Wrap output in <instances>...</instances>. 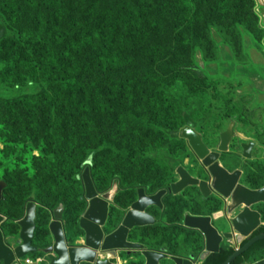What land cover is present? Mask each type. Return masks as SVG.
Returning a JSON list of instances; mask_svg holds the SVG:
<instances>
[{
    "label": "rangeland",
    "instance_id": "374dc122",
    "mask_svg": "<svg viewBox=\"0 0 264 264\" xmlns=\"http://www.w3.org/2000/svg\"><path fill=\"white\" fill-rule=\"evenodd\" d=\"M133 1L100 0V14L105 11L115 14L116 10L126 7ZM2 3L3 5L0 4V35H2L0 48L7 49L9 52L13 49L18 50L17 54L11 57H6L5 55L9 54L6 52H0V56L7 59L4 62H13L15 56L18 55L21 57L18 62L21 66L19 72L12 71L10 77L4 82L0 81V85H2L0 88V183L3 182L7 185L0 203V213L9 219L3 225L6 241L13 248L20 245L22 228L19 222L25 217L26 207L29 203L23 196L24 188L11 183L14 180L18 182L31 181L29 185L32 188L38 185L36 188L39 199L36 200L38 212L35 240L37 247L46 250L53 246L55 241L50 225L54 219V211L62 205L65 207L64 222L68 241L72 245H81L85 243L86 234L80 226V221L89 208L82 180L87 167L82 165L78 168L73 162L74 157L70 154L69 159L64 162L67 164L65 169L70 173L63 180L72 175L71 180L63 187H61L62 183L58 188L47 189V187L39 186L38 182L43 176H53L56 172L54 167L51 169L50 166L57 163L56 167L60 168L62 164L59 163L62 152L59 146L62 141L59 140L58 134H53L54 139L51 142L43 138L46 135L47 126L55 121V106L51 101L48 104L37 103L40 99H50L46 85L31 82L17 86L14 84L17 77L26 75L33 68L35 69L36 65L29 55L28 50L32 49L19 50L21 48L13 42V39L18 38L23 41L28 35L37 39L38 35L35 32L38 30L36 27L40 22L49 20L52 14L50 16L47 11L41 8V0H3ZM256 11L261 18L264 31V0H256ZM263 35L256 39L249 33L242 32L244 57L241 55V59V57L238 58L236 49H233L218 32L213 31L212 40L216 45L219 61L209 62L201 50H196L193 57V63L206 73L205 80H199L189 72L177 71L173 65L176 63V58L181 56L177 55L176 57L175 52H171L172 49H145V52H141V54L144 53V56L139 54V60L133 61L137 65L132 66V63H129L127 69H131V71L126 73V77L129 78L124 84L132 92V95L137 97L138 105L135 107L137 108L135 115H140L142 121L139 123L138 130L143 135L149 134L144 142L149 143L150 148L143 152L144 158L139 159L138 168L127 169V172H124L119 178L110 177L108 171L112 166L111 160L116 159L117 155L123 154V158H128L129 150L133 144L129 143L126 135H118L125 138L123 143L109 141L105 146V152L99 154V157L107 154L106 158L111 160L100 167L102 173L97 186L98 191L105 193L117 182L121 185V190L111 205L109 221L105 228L108 234L122 224L128 210L138 200L139 188L131 187L135 184L134 180L137 175L146 174L147 183L145 185H149L151 188L148 191L149 194L169 189L178 182L180 176L177 170L180 166L188 169L194 177L209 180L203 163L190 149L187 141L180 137V132L184 129H181L183 123L176 122L175 126L167 124L165 121L168 118L164 115L159 118L160 120L151 118L152 114H158L161 109L155 105L156 101L152 98L154 92L159 91L160 88L165 87L166 90L173 92L174 96L182 97V100L180 98L179 101L186 103L184 122L191 120L194 127H188H192L202 134L206 144L214 152L220 146L221 135L228 131L232 123H236L237 135L232 141L230 151L222 155L221 162L232 172L243 169V183L246 186L256 189L264 187ZM155 43L163 47L164 44L169 43V39L164 37ZM183 52L180 50L179 53L184 54ZM177 66L179 65L177 64ZM4 71L5 67L0 66V73ZM159 93L164 97L162 91ZM168 95L169 92H166V98ZM96 107L97 104L92 101L90 109L94 111ZM174 113L172 112V114ZM127 116V114L123 115L122 121ZM142 118L145 120L143 121ZM161 129L163 130L161 131ZM250 142H256L258 146L253 154V159L246 160L243 157L242 146ZM137 146L135 151L139 152L141 149ZM110 152L115 153L111 155ZM131 152L133 151L131 150ZM125 164L127 166L129 162H125ZM91 168L95 175L96 170L93 166ZM164 204L165 210L158 207L149 209V212L155 215L163 225L158 233H167L165 238H162L164 236L161 235L160 240L154 242L158 245L154 246L157 248L164 245L171 251H183V257H189L192 254L200 256L205 249L204 238L197 231L182 228L185 216L187 214L209 216L222 209L224 203L216 196L206 199L198 187H190L178 196L168 195L164 199ZM177 220L182 222L177 229H174L170 223ZM220 226L225 230L222 224ZM130 240L147 245L155 240L154 229L137 228L132 231ZM103 255L104 258H107L106 254ZM50 256L56 257L54 254ZM118 256L119 264L146 263L141 253L120 252ZM30 257L39 259L40 264L50 263L49 257L44 251L30 255Z\"/></svg>",
    "mask_w": 264,
    "mask_h": 264
},
{
    "label": "trees",
    "instance_id": "16d2710c",
    "mask_svg": "<svg viewBox=\"0 0 264 264\" xmlns=\"http://www.w3.org/2000/svg\"><path fill=\"white\" fill-rule=\"evenodd\" d=\"M2 1L0 0V4L3 5ZM99 1L41 0V8L52 16L36 27L37 39L31 35L23 41L13 39L21 48L19 50L32 49L28 51L36 65V68L26 75L17 77L15 86L29 82L46 85L50 99H40L37 103L48 104L51 101L55 106V121L47 126L43 138L51 142L54 139L53 134H58L59 140L62 141L59 146L62 151L59 163L62 164L60 168L56 167L57 163L50 166L51 169L54 167L56 172L53 176H43L40 179L38 183L43 188H58L62 183L63 187L71 180L72 175L63 180L70 173L65 169L67 164L64 163L70 154L78 168L82 165L87 167L88 162H91V166L96 170V174H92L98 186L102 173L100 167L111 160L106 158L107 154L100 156L102 158L99 154L105 152L109 141L123 143L125 138L119 137V134L126 135L129 143L133 144V152L129 150L128 158L119 154L116 159L111 160L112 166L108 171L110 177L119 178L127 169L138 168L139 159L144 158L143 152L150 148L149 143L144 142L149 134L143 135L138 130L142 121L140 115H135L137 97L132 95L124 83L127 82L129 77L126 76L131 71L127 69L129 63H132V66L137 65L133 61L139 60L140 55L144 56L141 52H145V49H172L171 52H175L176 57L181 56L176 58L173 65L177 71L189 72L199 80H205L206 73L193 63V57L196 50H201L209 62L219 61L217 48L212 40L213 31L218 32L236 49L238 58L241 55L244 57L243 31L256 39L264 34L261 18L256 11V0H134L126 7L116 10L115 14L110 11L100 14ZM164 37L169 39V43L163 47L155 43ZM262 37L264 38V35ZM17 50L9 52L0 48L1 53H9L6 57L17 54ZM180 50H183L184 54H180ZM19 58L21 59L20 55L15 56L13 62H4L7 59L0 56V66L5 67V71L0 73V81L4 82L11 76L12 71L19 72ZM159 91H162L164 97ZM159 91L156 90L152 98L156 101L155 105L161 109L157 116L152 114L151 118L160 120L164 115L168 118L165 121L167 124L175 126V123L180 121L183 123L181 129L194 127L191 120L184 122L186 103L181 101L182 97L174 96L173 92L165 87ZM166 92H169L167 98ZM92 101L97 104L94 111L90 109ZM126 114L127 118L122 121V116ZM136 145L141 149L139 152L135 151ZM110 153L113 155L115 152ZM125 162L129 164L126 166ZM134 182L131 187L151 190L149 185H145L146 174L137 175ZM11 183L24 188L23 196L29 202L39 199L36 189L38 185L32 188L29 185L31 181L12 180ZM181 222L172 221L170 226L177 229ZM162 226L159 223L145 227L154 229L155 232V240L146 243V247L156 248L154 245L157 243L154 242L159 241L161 235L164 236L162 238L167 236L165 232L158 233ZM261 234H264V227L254 236ZM247 243L248 241L243 245ZM156 249L179 255V251H171L164 245ZM257 250H264V241L257 243L233 264L247 263ZM235 252L234 248L224 246L220 253L212 254L203 264H224Z\"/></svg>",
    "mask_w": 264,
    "mask_h": 264
},
{
    "label": "water",
    "instance_id": "95a60500",
    "mask_svg": "<svg viewBox=\"0 0 264 264\" xmlns=\"http://www.w3.org/2000/svg\"><path fill=\"white\" fill-rule=\"evenodd\" d=\"M236 123H232L228 131L221 135V143L217 151H212L206 144L204 136L192 127H185L180 137L186 140L190 149L206 168L209 180L194 177L188 169L180 166L177 173L180 180L171 188L163 189L156 194H149L146 188L138 190V200L125 215L122 224L112 233L105 230L111 211L121 190L119 182L105 193H100L96 186L91 162L82 176L85 185V198L89 201V208L80 221V226L86 234L85 243L72 245L68 241L64 217L65 207L62 205L54 211V219L50 225L54 237V244L46 250L35 245L37 232L38 203L30 201L26 207V215L19 222L21 243L13 248L6 241L3 225L9 220L0 213V264H19L18 261L44 251L49 256V264H119V253H141L145 264H162L171 260L175 264L204 263L212 254L220 253L225 243L236 240L243 245L240 250L224 264H233L240 256L251 250L257 243L264 241V234L254 236L263 224V214L256 209L264 204V187L252 189L243 183L244 170H228L221 162L224 153L230 151L233 139L236 137ZM256 142L243 144V157L253 159ZM199 187L206 199L218 197L223 203L222 209L209 216L187 214L184 227L197 230L203 234L206 245L200 256H175L164 251L149 249L142 243L132 242L131 233L137 228L152 227L160 220L149 212L152 207L165 210L164 199L173 194L178 196L190 187ZM5 183H0V202L4 197ZM220 222L227 231H221L216 223ZM56 255L54 258L50 255ZM106 254L107 258H104ZM252 258V257H251ZM117 260V262H115ZM251 260V259H250ZM250 260L245 264H250ZM264 264V259L254 263Z\"/></svg>",
    "mask_w": 264,
    "mask_h": 264
},
{
    "label": "crops",
    "instance_id": "0c3cea01",
    "mask_svg": "<svg viewBox=\"0 0 264 264\" xmlns=\"http://www.w3.org/2000/svg\"><path fill=\"white\" fill-rule=\"evenodd\" d=\"M257 144V143H256ZM258 146V145H257ZM257 146H256V148H257ZM256 148H255V150H256ZM255 150H254V152H255ZM254 152H253V154H254ZM244 179V178H243ZM244 181V180H243ZM249 187V186H248ZM250 188H252V187H250ZM252 189H256V188H252ZM221 201V200H220ZM222 202V201H221ZM264 204H260V205H257V207H256V209L257 210H259L262 214H263V224H264ZM213 211V210H212ZM204 216V215H203ZM221 223L220 222H217L216 223V226H217V228H219L221 231H227L226 229L224 230L223 228H221ZM182 228L183 229H186V230H189V231H197V230H191V229H188V228H186V227H184V226H182ZM198 233H200L201 235H202V237L204 238V248H205V245H206V240H205V237L203 236V234L201 233V232H199V231H197ZM224 246H228V247H230V248H233V246H232V243L231 242H229V241H227L226 243H225V245ZM154 250V249H153ZM180 253H179V255L180 256H182L183 255V251H179ZM264 254V250H257V251H255L254 252V254H253V256H252V258H251V260H250V264H254V263H256V262H258V261H260V260H262V259H264V256H262ZM172 261L171 260H166V261H164V262H162V264H172L171 263Z\"/></svg>",
    "mask_w": 264,
    "mask_h": 264
},
{
    "label": "built area",
    "instance_id": "2783aa9c",
    "mask_svg": "<svg viewBox=\"0 0 264 264\" xmlns=\"http://www.w3.org/2000/svg\"><path fill=\"white\" fill-rule=\"evenodd\" d=\"M229 242L232 243V246L236 251L240 250L242 247V244L239 243L238 241L234 240V239L230 240ZM18 262H19V264H40L41 263V261L39 259L38 260L33 259L30 256H28V257H26V258H24Z\"/></svg>",
    "mask_w": 264,
    "mask_h": 264
},
{
    "label": "clouds",
    "instance_id": "9594fccd",
    "mask_svg": "<svg viewBox=\"0 0 264 264\" xmlns=\"http://www.w3.org/2000/svg\"><path fill=\"white\" fill-rule=\"evenodd\" d=\"M242 246H243V245H242ZM199 264H203V263L200 262Z\"/></svg>",
    "mask_w": 264,
    "mask_h": 264
},
{
    "label": "flooded vegetation",
    "instance_id": "af4514ba",
    "mask_svg": "<svg viewBox=\"0 0 264 264\" xmlns=\"http://www.w3.org/2000/svg\"><path fill=\"white\" fill-rule=\"evenodd\" d=\"M46 256H48V255H46ZM49 257V256H48ZM49 259V258H48Z\"/></svg>",
    "mask_w": 264,
    "mask_h": 264
},
{
    "label": "bare ground",
    "instance_id": "6f19581e",
    "mask_svg": "<svg viewBox=\"0 0 264 264\" xmlns=\"http://www.w3.org/2000/svg\"><path fill=\"white\" fill-rule=\"evenodd\" d=\"M198 187V186H197ZM199 188V187H198ZM200 189V188H199Z\"/></svg>",
    "mask_w": 264,
    "mask_h": 264
}]
</instances>
